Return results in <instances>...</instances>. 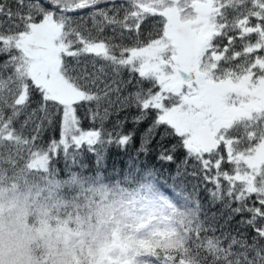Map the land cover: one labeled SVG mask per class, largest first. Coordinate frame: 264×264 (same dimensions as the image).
Returning <instances> with one entry per match:
<instances>
[{
  "label": "snow or ice",
  "instance_id": "1",
  "mask_svg": "<svg viewBox=\"0 0 264 264\" xmlns=\"http://www.w3.org/2000/svg\"><path fill=\"white\" fill-rule=\"evenodd\" d=\"M22 189L64 242L37 264H264V0H0V199Z\"/></svg>",
  "mask_w": 264,
  "mask_h": 264
},
{
  "label": "trees",
  "instance_id": "2",
  "mask_svg": "<svg viewBox=\"0 0 264 264\" xmlns=\"http://www.w3.org/2000/svg\"><path fill=\"white\" fill-rule=\"evenodd\" d=\"M83 162L86 163L89 167V170H94L95 165H94V157L90 154H86L82 157ZM126 159L127 157L120 153L117 149H110L108 154H107V160H106V169H105V175H112L115 176L117 173L119 175H123V173L127 169L126 165ZM146 163L151 166L155 164V161L153 158H149ZM157 168H159L158 164H155ZM60 167H63V163H61ZM115 170V172L113 171ZM165 177L161 176L160 179L163 180ZM115 179V178H113ZM202 198L206 199V195L204 193H201ZM5 200V202L8 204L7 211L3 214L5 217V244L7 249L8 243L13 242L10 244V247L13 249L15 248V244L23 243L22 251L20 253H16V260L15 264H26L23 261H29V264H37V262L41 259L42 256L45 254H48L50 251L52 252H59L58 249V243L57 241L60 242V240L63 239H54L55 245L50 247H45L43 246V243L45 242L47 236H49L48 233H37L34 231V229H37L40 227L38 223V203H34L33 199L34 198H27L26 199V192L22 189L20 192H17L15 194L12 193H6L2 199H0V202L2 200ZM40 203H43V201H40ZM15 204L17 205L15 207ZM24 209L23 210V225L17 228L15 234H10L8 233V224L11 222L8 214L10 210L13 209ZM53 215H55V212H53ZM51 227H55V221H50ZM25 229L22 232V237L20 240H16L18 237L16 236L17 233H19L21 230ZM10 231H13V228L10 227ZM54 233V232H53ZM57 246V247H56ZM64 246V245H63ZM56 247V248H54ZM4 249V250H5ZM54 249V250H53ZM10 252L14 251L11 249ZM15 257V256H13ZM27 259V260H26Z\"/></svg>",
  "mask_w": 264,
  "mask_h": 264
},
{
  "label": "rangeland",
  "instance_id": "3",
  "mask_svg": "<svg viewBox=\"0 0 264 264\" xmlns=\"http://www.w3.org/2000/svg\"><path fill=\"white\" fill-rule=\"evenodd\" d=\"M0 204L3 205V209H4L3 214H4L7 211L6 209L8 207V204L5 202L4 199L2 200V202H0ZM16 206L17 205L15 204V207ZM23 210L24 209H21V208L18 209V210H16V209L10 210L8 216H9L11 222L8 224V233H10L12 235L15 234L17 228H19L20 226L23 225V219H22ZM10 227L13 228V231L14 232H11L10 231ZM24 230L25 229H23L19 233H17V235H16L18 237L16 239L17 241L20 240V238L22 237V232ZM34 231H35V229H34ZM54 239H57L55 233H52L51 236H47L45 242L43 243L44 248L46 246L49 247V244H51L52 246H54L55 245V242H56V241H54ZM12 243L13 242H9L8 243V246H7V249H5V248H4L5 250L3 249V254L9 259L10 264H15V262L18 261V260H16V253H20L22 251L23 243L21 242L19 244H15L14 245V247H15L14 249L12 247H10V244H12ZM57 243H58L59 252L63 251L64 250V246H63L64 243H62V240H60V242L57 241ZM56 247H54V248H56ZM11 249L14 251V253L13 252H10ZM13 256H15V257H13ZM77 258H78V256H73V259H77ZM23 262L26 263V264H29V261H23Z\"/></svg>",
  "mask_w": 264,
  "mask_h": 264
},
{
  "label": "clouds",
  "instance_id": "4",
  "mask_svg": "<svg viewBox=\"0 0 264 264\" xmlns=\"http://www.w3.org/2000/svg\"><path fill=\"white\" fill-rule=\"evenodd\" d=\"M45 255H47V254H45Z\"/></svg>",
  "mask_w": 264,
  "mask_h": 264
}]
</instances>
